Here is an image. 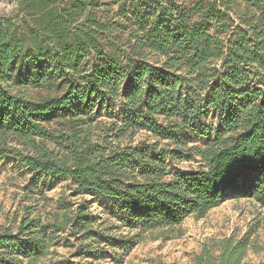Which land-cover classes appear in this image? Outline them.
<instances>
[{"label": "trees", "instance_id": "1", "mask_svg": "<svg viewBox=\"0 0 264 264\" xmlns=\"http://www.w3.org/2000/svg\"><path fill=\"white\" fill-rule=\"evenodd\" d=\"M115 1L123 23L92 0H10L16 17L0 19V160L116 201L137 231L102 235L86 201L62 200L44 219L27 213L14 230L0 226V264H36L64 233L114 248L145 234L170 239L230 196L264 209V0ZM43 87L65 89L29 96ZM208 113L216 128L201 122ZM181 129L213 140L189 149L197 169L170 178L169 152L123 144L141 130L179 144ZM249 238L203 246L194 264H248Z\"/></svg>", "mask_w": 264, "mask_h": 264}, {"label": "rangeland", "instance_id": "2", "mask_svg": "<svg viewBox=\"0 0 264 264\" xmlns=\"http://www.w3.org/2000/svg\"><path fill=\"white\" fill-rule=\"evenodd\" d=\"M122 1V0H120ZM94 8L102 17L113 22H125L116 12L119 2L115 0H92ZM16 5L10 0H0V19L15 18ZM149 62L156 58L146 56ZM60 89L30 88L28 94L34 99H46L64 91ZM99 120L110 122L106 112L99 114ZM162 120V119H161ZM201 122L217 127V117L208 113ZM179 144L148 130H141L123 144H156L169 152L164 161L167 177L195 170L201 164L198 156L189 150L193 146L204 148L213 140V134L204 139L195 138L192 133L181 129L177 132ZM74 186L69 180H58L37 176L27 171L13 159L0 160V226L15 229L19 220L29 213L46 218L55 212L58 202L78 204L88 203V208L96 220L98 233L110 238L133 236L136 229L128 226L119 210V204L111 199L91 193L74 194ZM250 233L251 249L245 261L248 264H264V209L252 197L225 199L211 209L203 218L185 219L170 235V239L159 238L158 233L145 234L143 240L134 246L108 245L107 239L99 241L75 240L63 234L64 240L51 249L50 254L36 264H194V256L203 246H211L214 241L227 238H241Z\"/></svg>", "mask_w": 264, "mask_h": 264}]
</instances>
